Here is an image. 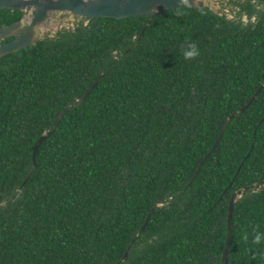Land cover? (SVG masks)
Returning <instances> with one entry per match:
<instances>
[{
	"label": "trees",
	"instance_id": "obj_1",
	"mask_svg": "<svg viewBox=\"0 0 264 264\" xmlns=\"http://www.w3.org/2000/svg\"><path fill=\"white\" fill-rule=\"evenodd\" d=\"M84 19L0 59V264H221L246 187L228 264H264V9Z\"/></svg>",
	"mask_w": 264,
	"mask_h": 264
},
{
	"label": "water",
	"instance_id": "obj_2",
	"mask_svg": "<svg viewBox=\"0 0 264 264\" xmlns=\"http://www.w3.org/2000/svg\"><path fill=\"white\" fill-rule=\"evenodd\" d=\"M191 6H208L204 0H0V8L13 10V11H28L32 14L31 19L28 24L25 19L16 21L8 26L0 27V41L6 37L13 36V40L0 45V59L5 55L18 52L28 46L37 43L39 40L48 37L47 34H41L40 28L42 24L49 18L51 12H66L74 16H81L84 18H116L119 20L139 17V16H150L154 17L156 14L173 8H186ZM103 76V73L95 81L92 87L85 93V95L68 106L64 107L60 113L57 115L54 121V128L52 130L45 131L35 146L33 147V163L36 164V156L38 150L42 143L54 133L64 114L71 107H77L85 101V99L90 95L91 91L96 87ZM264 87V83L261 85L260 89L256 92L253 98L246 104L241 111H245L247 107L251 105L254 99L257 97L261 89ZM238 112L231 114L222 127L216 142L205 156L207 159L210 154L217 148L222 136L229 125L231 119H233ZM264 121V119L262 120ZM204 163V160L201 164ZM201 165L197 169L195 175L189 183L192 185L195 178L197 177ZM249 187H246V190ZM245 189L237 190L230 200V205L228 209V235L223 251V256L221 264H228L229 261V251L232 245L234 237L233 228V210L236 201L240 198ZM150 212L147 216L144 227L148 224ZM128 253L126 254L127 257Z\"/></svg>",
	"mask_w": 264,
	"mask_h": 264
},
{
	"label": "rangeland",
	"instance_id": "obj_3",
	"mask_svg": "<svg viewBox=\"0 0 264 264\" xmlns=\"http://www.w3.org/2000/svg\"><path fill=\"white\" fill-rule=\"evenodd\" d=\"M205 1L212 8V10H215L220 13L225 12L227 18H229L230 20L232 19L237 20V21L240 20L243 22V26H247L251 22H255L257 20L256 17L263 10L262 8L258 10L257 14H255L256 19H253V20L245 19L243 21L242 17H245V14L244 13L243 15L241 14L242 16L239 15V18L236 19L235 12L238 11V7H236L235 5L230 6V4H227L226 2L228 0H205ZM235 1L242 2V0H235ZM83 22L86 24L88 23V20L84 19V17L74 16L66 12H51L49 18L42 24L40 28V33L47 34L48 37H53L59 31L67 30V29H74L76 26H78L79 24ZM245 191H246V188H245Z\"/></svg>",
	"mask_w": 264,
	"mask_h": 264
},
{
	"label": "flooded vegetation",
	"instance_id": "obj_4",
	"mask_svg": "<svg viewBox=\"0 0 264 264\" xmlns=\"http://www.w3.org/2000/svg\"><path fill=\"white\" fill-rule=\"evenodd\" d=\"M226 3L230 4V6L235 5L236 7H238V11L235 12L236 19L239 18V15L242 16L243 13L245 14V17H242L243 21L245 19H252V20L256 19L257 17L255 14H257L258 10L260 8L264 9V0H242V2L235 1V0L234 1L228 0ZM248 6H251L252 8H248ZM204 7H208L209 9L212 10V8L209 5L204 6ZM250 9H252L254 11V13L251 15V17L248 13V11ZM213 11L220 16L226 17L225 12L220 13V12H217L215 10H213ZM0 16H1L0 17V27H5V26H8V25H10L16 21L22 20V19H25V21L27 22L25 24H28L29 20L32 17V14H30V12H28V11H13V10L0 8ZM13 38H14L13 36H9V37L2 39L0 41V45L5 44V43L13 40Z\"/></svg>",
	"mask_w": 264,
	"mask_h": 264
},
{
	"label": "clouds",
	"instance_id": "obj_5",
	"mask_svg": "<svg viewBox=\"0 0 264 264\" xmlns=\"http://www.w3.org/2000/svg\"><path fill=\"white\" fill-rule=\"evenodd\" d=\"M199 55V49L194 43H190L184 48L183 56L185 59H192ZM253 243L261 244L264 243V232L255 231L253 234Z\"/></svg>",
	"mask_w": 264,
	"mask_h": 264
}]
</instances>
